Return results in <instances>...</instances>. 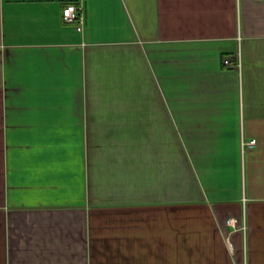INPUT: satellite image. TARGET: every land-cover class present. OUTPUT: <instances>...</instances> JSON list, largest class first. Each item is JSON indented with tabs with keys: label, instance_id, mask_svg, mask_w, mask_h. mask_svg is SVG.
Instances as JSON below:
<instances>
[{
	"label": "crops",
	"instance_id": "1",
	"mask_svg": "<svg viewBox=\"0 0 264 264\" xmlns=\"http://www.w3.org/2000/svg\"><path fill=\"white\" fill-rule=\"evenodd\" d=\"M0 264H264V0H0Z\"/></svg>",
	"mask_w": 264,
	"mask_h": 264
},
{
	"label": "built area",
	"instance_id": "2",
	"mask_svg": "<svg viewBox=\"0 0 264 264\" xmlns=\"http://www.w3.org/2000/svg\"><path fill=\"white\" fill-rule=\"evenodd\" d=\"M62 20L66 23L74 24L78 28H83L85 25V20H86V13H85L84 5L82 3L76 4L72 2L65 4L62 10ZM237 56L238 57L236 58V61H237L236 66L239 68L240 67V56L239 55ZM222 64L225 67H232L234 65L230 57H223ZM254 142H255L254 139L249 140V141L242 140L241 144L242 146H245V145L251 146L254 144ZM226 223L232 227L242 228L243 230H245L246 228V225L244 222L240 224L238 219L234 217H229L226 220Z\"/></svg>",
	"mask_w": 264,
	"mask_h": 264
},
{
	"label": "rangeland",
	"instance_id": "3",
	"mask_svg": "<svg viewBox=\"0 0 264 264\" xmlns=\"http://www.w3.org/2000/svg\"><path fill=\"white\" fill-rule=\"evenodd\" d=\"M244 155V154H243ZM245 158H246V162L248 163V166H249V162H250V157H249V154H245Z\"/></svg>",
	"mask_w": 264,
	"mask_h": 264
}]
</instances>
